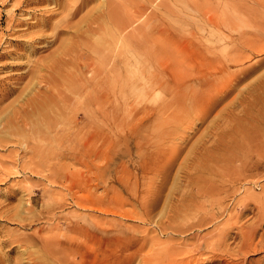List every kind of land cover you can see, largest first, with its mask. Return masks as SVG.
Listing matches in <instances>:
<instances>
[{
	"label": "rangeland",
	"instance_id": "374dc122",
	"mask_svg": "<svg viewBox=\"0 0 264 264\" xmlns=\"http://www.w3.org/2000/svg\"><path fill=\"white\" fill-rule=\"evenodd\" d=\"M36 1L20 4L21 9L14 6L17 0H0V52L25 38L28 28L16 26L15 19L27 17L26 8L50 6ZM173 7L175 47L188 38L203 52L198 56L206 58L177 71L191 83L187 91L194 92L197 105L177 111L172 106L139 130L138 118L172 95L162 87L150 92L139 87L134 104L125 109L127 116L110 127L95 121V152H51L44 148L49 144L44 133L24 137V142L2 133L0 264H49L58 249L82 264H169L173 257L172 264L198 259L222 264L245 244L249 247L233 261L264 263V125L257 114L264 106V0H173ZM240 9H245L242 21ZM206 13L223 24L220 30L207 24ZM214 43L222 49L218 58L206 51ZM4 61L8 58H0V64ZM5 72L0 65V76ZM20 82L18 91L1 103L23 98L26 89L20 90L31 78ZM82 138L63 143L79 149Z\"/></svg>",
	"mask_w": 264,
	"mask_h": 264
},
{
	"label": "bare ground",
	"instance_id": "6f19581e",
	"mask_svg": "<svg viewBox=\"0 0 264 264\" xmlns=\"http://www.w3.org/2000/svg\"><path fill=\"white\" fill-rule=\"evenodd\" d=\"M34 1L36 0H17L14 6L17 8L20 4L23 6L29 5V3H33ZM178 1L180 2V0ZM36 2H47L50 6L32 9L30 7L31 10H27L26 8L25 13L28 16L15 19L16 26L18 24H25L26 26L24 27L28 28V31L23 32L25 38L17 40L11 49L9 48L6 51L0 52V58H8V61L0 64L6 70L0 76V100L18 91V86L22 82L20 80H23L27 76L31 78V84L22 86L20 90L26 89L22 92L23 98L14 104L9 103L5 105L1 103L2 101L0 102V135L2 133H10L9 135L13 134L17 138V141L22 142L24 137L44 133L49 138V144L44 148L51 152H95V121L99 120L104 125L107 124L110 127L112 123L121 118L123 119L124 115L127 116V112L124 113L127 111L125 109L130 103H133L134 99L132 95L139 87H142L143 92H146L145 90L150 92L162 87L167 91H164V94L168 92L172 94L168 100L164 98L162 103L150 107L153 108V111L149 108L151 113L138 118L141 122L139 130L147 128V123L151 119L164 114L172 106L177 111V109L179 110L183 106L184 108H186L185 106L188 107V103L192 106H195L197 103V98L192 95L194 92L191 94V92L187 91L191 83L186 82L187 80L182 78L183 76L178 77L177 71L181 65L188 66L200 58L193 63L195 66L197 62L206 60V58L201 59L202 57L198 56L202 55L203 52L198 53L195 44H190L191 41L187 40L188 38H186L185 42L178 44V47H175L173 37L171 36L172 31H174L172 25L173 0H37ZM202 4L199 7L205 5ZM21 7L19 6V8ZM208 9L209 7L206 6L203 10L208 11ZM244 12L245 9H240L238 12L237 17L241 21L242 17L240 16ZM207 15V24L211 25L214 30H220L223 24L217 21L218 18L215 15ZM11 24H13V17L9 15L7 26L11 27ZM228 25L231 26V24H224L226 27ZM189 34L194 35L192 32H189ZM194 37L195 35L192 39ZM178 41L179 43L181 42V40ZM216 41L217 39L215 38L214 42L216 43ZM215 43L209 46L211 50L207 46L206 51L207 54L211 53L218 58L222 53V49L216 46ZM42 50L49 51L46 54H42ZM36 53H41V55L37 56L35 55ZM231 53L229 52V54ZM33 56L34 58H32ZM262 66H264V62H262ZM217 67L218 69L221 68L220 65L213 66L214 70ZM5 78H9L8 80L10 81H4L7 80ZM200 78H196L199 84L209 87V83L202 81L204 79ZM182 85L185 87H182ZM226 87L228 89V86ZM211 88L213 87L211 86ZM221 96L224 98L222 94ZM261 99L264 100V97H261ZM207 105H209L208 102ZM198 106L196 107L199 108ZM244 109L247 110L245 106ZM143 110V108L140 109L144 114ZM251 110H253V107ZM257 114L259 117H262L261 123L264 125V106L258 110ZM32 116L34 118H31ZM260 128L264 129L261 125ZM79 137H83V140L80 139L82 143L79 141L81 143L79 149L78 144L77 147L71 145L69 148V144L65 145L63 143L64 141L73 143L74 141L72 142V140L79 139ZM255 138L258 137L256 136ZM252 146L254 147V145ZM154 150H157V148ZM247 237L250 238L249 236ZM84 242L86 243L85 240ZM248 247L249 244L241 245L238 247L237 253L234 252V258L232 255L231 259H233L231 261H226L222 264H238L239 262L233 260L240 254L241 250ZM64 252L62 249H58L56 255H54V259L49 264H82L81 261L68 256ZM172 261L174 262V260ZM198 261L192 262L193 264H201ZM31 264L39 263L35 261L31 262ZM186 264H191V261L188 260ZM250 264L252 263L250 262ZM259 264L264 263L261 262Z\"/></svg>",
	"mask_w": 264,
	"mask_h": 264
}]
</instances>
